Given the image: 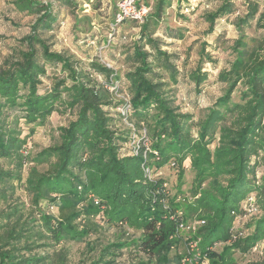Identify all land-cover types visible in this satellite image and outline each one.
Listing matches in <instances>:
<instances>
[{
    "label": "trees",
    "instance_id": "16d2710c",
    "mask_svg": "<svg viewBox=\"0 0 264 264\" xmlns=\"http://www.w3.org/2000/svg\"><path fill=\"white\" fill-rule=\"evenodd\" d=\"M61 1L62 5H68L71 0ZM144 3L147 5L146 0ZM15 5L19 10L30 13L44 10V13L31 33L23 38L25 48L16 59L0 66V160L11 166L24 160L21 151L25 137H20V121L43 124L54 111L75 112V119L58 128V142L32 157V161L40 164L54 158L51 169L44 173L34 172L25 179L36 203L46 200L67 212L59 219L40 214L52 241L81 240L90 231L84 218L101 215L108 224H123L140 230L141 234L129 243L108 244L99 261L103 257H117L120 250L134 243L149 261L153 260V264H170L167 253L178 241L177 232L180 226L186 225L185 220L191 214L203 221L192 230L194 234L189 238L197 241L200 262L236 264L232 258L235 251L246 254L264 240V184L256 180L260 164L254 158L258 153L264 158V40L258 47L250 49H244L246 44L242 41L235 42L236 57L229 70L220 74L223 80L229 81V86L213 106L207 108L206 115L197 123L193 138L188 127L190 116L175 111L170 90H166L169 83L163 80L167 73L176 83L178 70L171 55L161 50L158 40L152 38V32L148 30L150 18L159 17L169 1H158L155 12L140 24L138 42L125 55L131 63L125 74L127 91L122 90V83L118 81L115 92L122 93L127 101H112L103 89V85L112 81V69L95 61L85 67L75 66L66 56L52 51L50 44L39 37L37 30L49 29L55 20L48 2L17 0ZM257 5L256 2L249 3L251 16L257 11ZM113 6L112 21L116 14L115 4ZM233 12V1L222 0L213 11L206 13L208 33L213 31L216 20ZM260 18H264V10ZM178 35L171 33L167 37L177 38ZM199 55L200 62L203 58L210 60L204 46ZM46 65H59L63 76L48 90L40 91L42 78L47 73ZM200 67L198 65L189 74L196 93L200 92V85L206 79V72H200ZM93 74L108 81H98ZM114 77L119 79L117 75ZM238 81L245 85L240 94L241 102H232L230 95ZM126 104V113H117L131 128L118 133L112 128L114 119L110 109L119 110ZM227 112H235L233 127L226 124ZM137 133L144 136H139L136 148H123ZM211 144H214L213 149ZM187 158L193 173L192 197L197 194L198 197L186 202L183 196L180 216L172 206L175 198L166 199L164 179L150 175L153 169L170 166L173 162L178 166L181 181L182 164ZM211 177H221L224 183H216L213 190L203 189L202 184ZM20 179L19 171L3 169L0 164L1 185ZM179 188L177 194H181ZM7 189L11 186L0 189V197L6 196ZM251 196L263 214L251 223L252 231L242 237L235 222L243 215V203ZM90 198H96L98 204ZM17 235L19 231L14 229L6 231V239ZM219 243H224L221 250H214ZM3 247L0 244V264H39L42 260L37 256L18 258L13 253V246ZM179 258L176 256L172 264H185ZM245 264H264V261H247Z\"/></svg>",
    "mask_w": 264,
    "mask_h": 264
},
{
    "label": "rangeland",
    "instance_id": "374dc122",
    "mask_svg": "<svg viewBox=\"0 0 264 264\" xmlns=\"http://www.w3.org/2000/svg\"><path fill=\"white\" fill-rule=\"evenodd\" d=\"M148 14L151 16L156 9L159 0H146ZM169 1L164 6L156 19L150 18L148 30L152 32V38L158 40L161 50L171 55L173 64L178 70L177 82L173 83L164 73V81L169 83L166 90H170V98L173 99V107L176 112L190 116L188 127L193 138L196 137L197 123L204 118L207 108L213 106L217 98L221 97L229 86L220 74L229 70L236 57V41L244 42L245 48H256L264 40V18L260 13L264 10V0H232L234 12L222 19L216 20L214 29L208 33V23L205 14L213 11L222 0H165ZM17 0H0V66L15 60L19 52L25 48L23 38L29 35L35 22L42 16L44 10L38 13H30L27 10H19L15 5ZM39 3L50 4L51 13L55 20L50 23L49 29H38L39 37L48 44L52 51L58 52L73 62V64L85 67L90 61L99 62L113 70L112 81L103 85L112 101L126 100L122 93H116L117 84L122 83V90L126 93L125 74L131 63L127 62L125 55L130 53L132 47L141 34L140 24L124 22L123 24L112 21L114 13V0H71L68 5H62L61 0H38ZM256 2L257 11L251 16L249 3ZM148 17V19H149ZM259 19V20H258ZM120 24V25H119ZM147 30V31H148ZM154 30V31H153ZM176 34L178 37H167L168 34ZM204 46L209 54V61L203 58L200 62V48ZM146 49H149L145 45ZM200 65V72H206V79L200 85V92L196 93L194 83L189 74ZM42 78L40 91L48 90L54 82L62 78L59 65L49 67ZM98 81H108L104 77L95 76ZM243 81H238L230 95L232 102H241L240 94L244 89ZM123 92V93H124ZM113 116L112 128L120 133L128 131L129 127L117 112L118 109H110ZM152 112V111H150ZM226 124L235 125V112H227ZM75 119L74 111H54L43 124H24L19 122L20 137H25L21 156L24 160L11 166L4 160H0L3 169L19 171L20 180H13L10 184L1 185L7 188L6 196L0 197V244L3 249L13 246L14 254L18 258L31 256L41 257L39 264H153L146 254L137 250L135 244L120 250L117 257H103L101 254L104 247L112 242L129 243L136 240L140 230L132 229L123 224L114 225L106 223L101 215H93L84 218L89 233L81 240L65 238L58 243L52 241L45 231L40 214L51 215L55 219L64 216L66 210L60 211L48 201L35 202L25 179L33 174L44 173L51 169L50 165L55 161L48 158L47 162L37 163L32 157L43 148L52 146L58 142V128L66 126L69 121ZM143 132V130L141 131ZM139 136L137 133L123 148H136ZM216 133L215 137L218 138ZM211 149L214 144H211ZM259 161L256 170V180L264 184V158L262 153L254 157ZM21 162V163H20ZM20 163V164H19ZM184 174L179 181L178 166L168 165L153 169L151 177L162 178L165 181L164 192L166 199L174 197L172 206L177 215L182 214L179 209L183 200L192 201L191 187L193 173L189 170V159L183 161ZM217 178V179H216ZM211 177L204 181L202 188L213 190L216 183H224L221 177ZM180 187V188H179ZM180 189L181 194L176 191ZM91 199V198H90ZM165 199V202H166ZM93 202V199H91ZM94 203V202H93ZM245 210L243 215L236 219L235 228L241 229L242 237L247 236L253 227L251 223L262 216L263 210L257 208L253 201L250 205L243 203ZM78 222V220L76 221ZM185 226H180L177 232L178 241L167 253L169 263H175L174 258L180 256V260L191 264H209L200 258L195 260L192 252L187 251L191 243L190 237L198 226V219L191 214L185 220ZM14 229L19 235L13 239H6V231ZM193 230V231H192ZM6 242H8V245ZM195 243L197 241L195 240ZM224 243L216 244L213 248L220 251ZM197 246V245H196ZM232 258L236 264H245L247 261H264V240L259 241L249 252L242 254L235 251ZM107 261V263H105Z\"/></svg>",
    "mask_w": 264,
    "mask_h": 264
},
{
    "label": "built area",
    "instance_id": "2783aa9c",
    "mask_svg": "<svg viewBox=\"0 0 264 264\" xmlns=\"http://www.w3.org/2000/svg\"><path fill=\"white\" fill-rule=\"evenodd\" d=\"M114 4L116 8V14L114 15L113 18L115 25H117L116 23L122 24L125 21L133 22L135 24H142L145 18L147 17L148 5L144 3V0H114ZM125 101H127V99ZM127 108H128V104H126L123 108L119 109L122 115L126 113ZM170 167H174L173 162L170 164ZM145 171H148V169L146 168ZM92 199L94 204H98L96 198H92ZM251 201H253L252 196L247 198L245 204L250 205ZM198 223L202 224L203 221L200 220L198 221ZM187 251L192 252L191 254L193 255V258L195 260L199 259L200 254L195 242L191 241V243L187 246ZM184 263L189 264L187 262ZM200 263H204V260L201 261Z\"/></svg>",
    "mask_w": 264,
    "mask_h": 264
}]
</instances>
